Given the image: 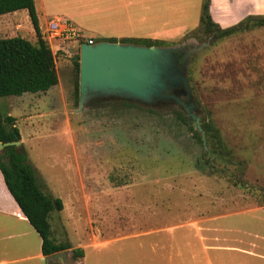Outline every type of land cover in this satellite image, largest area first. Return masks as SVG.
I'll return each mask as SVG.
<instances>
[{
    "label": "rangeland",
    "instance_id": "1",
    "mask_svg": "<svg viewBox=\"0 0 264 264\" xmlns=\"http://www.w3.org/2000/svg\"><path fill=\"white\" fill-rule=\"evenodd\" d=\"M180 2V12L132 16V24L149 31L178 27L152 39L159 46L199 47L185 73L200 121L218 130L220 142L213 143L223 145L233 163H207L203 144L179 118L143 108L160 104H118L105 97L78 109L72 63L78 37L48 43L58 75L49 91L0 97V112L14 116L37 183L66 202L50 219L59 220L73 245L90 230L109 237L237 212L264 229V26L214 39L198 23L202 0ZM3 16L10 32L0 31V37L35 41L26 9ZM38 16L47 41L44 28L54 16L39 10ZM64 254L63 264H79L70 248Z\"/></svg>",
    "mask_w": 264,
    "mask_h": 264
},
{
    "label": "crops",
    "instance_id": "2",
    "mask_svg": "<svg viewBox=\"0 0 264 264\" xmlns=\"http://www.w3.org/2000/svg\"><path fill=\"white\" fill-rule=\"evenodd\" d=\"M34 7L40 31L38 10L69 21L83 36L78 38L79 45L83 38L84 42L91 38L92 43L110 37L116 38L115 42L134 43L120 39L173 34L180 28L149 31L134 26L131 18L138 20L149 14L183 10L180 0H34ZM209 11L215 22L228 27L248 15H263L264 0H211ZM8 23L9 18L3 16L1 33L10 32L6 29ZM84 30L90 33L86 35ZM62 203L60 212L66 209L63 199ZM240 213L109 237L90 230L76 245L67 240L59 220L52 223L51 212L49 220L56 242L67 240L71 248H82L79 264H264V229ZM238 215L240 218L235 221L224 220ZM40 244L39 234L10 195L0 172V264H63L64 251L44 256Z\"/></svg>",
    "mask_w": 264,
    "mask_h": 264
},
{
    "label": "trees",
    "instance_id": "3",
    "mask_svg": "<svg viewBox=\"0 0 264 264\" xmlns=\"http://www.w3.org/2000/svg\"><path fill=\"white\" fill-rule=\"evenodd\" d=\"M210 2L211 0H202L198 23L202 31L212 34L214 39H220L255 26H264L263 14L248 15L233 25L221 27L211 17ZM19 9L27 10L35 33V41L31 42L21 36L0 37V97L22 95L27 92H45L58 83L54 53L41 34L34 0H0V15ZM99 40L115 42L116 38H99ZM120 40L147 46L160 43L159 40L152 38H122ZM72 63L76 73L74 98L78 102L79 55H76ZM187 77L190 85L191 78ZM115 101L118 104L135 103V101L125 99H116ZM143 108L145 111L161 117L173 115L175 118H179L193 136L202 143L199 132L193 128L192 124H188L186 115L176 104H163L161 110L149 106ZM201 127L205 133L207 149L203 148V154L207 163L211 160H221L224 164L233 163L231 153L223 145L213 143V140H218V142L220 140L218 130L212 126L211 122L203 121ZM20 138L14 116L4 115L0 112V142L17 141ZM0 172L10 195L39 234L42 254L49 256L71 248L68 241L56 242L51 236L49 214L53 210H61L63 203L60 197L44 192L37 183L34 168L28 162L21 143L19 146L8 145L0 150ZM71 252L74 258L78 257L79 259L83 256L82 248H71Z\"/></svg>",
    "mask_w": 264,
    "mask_h": 264
},
{
    "label": "water",
    "instance_id": "4",
    "mask_svg": "<svg viewBox=\"0 0 264 264\" xmlns=\"http://www.w3.org/2000/svg\"><path fill=\"white\" fill-rule=\"evenodd\" d=\"M199 47L159 46L101 40L95 43L81 42L79 45L78 109L94 96L118 95L154 105L158 98L170 100L186 115L188 124L200 134L203 148L207 149L205 133L188 77L185 63ZM175 52L188 56L177 69L173 60ZM171 85L182 89L183 98L175 93H162ZM20 140L0 142L5 146H19Z\"/></svg>",
    "mask_w": 264,
    "mask_h": 264
},
{
    "label": "built area",
    "instance_id": "5",
    "mask_svg": "<svg viewBox=\"0 0 264 264\" xmlns=\"http://www.w3.org/2000/svg\"><path fill=\"white\" fill-rule=\"evenodd\" d=\"M46 33L49 40L57 39L61 42L68 39H73L75 37H83L80 31L75 28L69 21L60 17H53L47 22ZM87 42L92 43L91 38H89Z\"/></svg>",
    "mask_w": 264,
    "mask_h": 264
},
{
    "label": "flooded vegetation",
    "instance_id": "6",
    "mask_svg": "<svg viewBox=\"0 0 264 264\" xmlns=\"http://www.w3.org/2000/svg\"><path fill=\"white\" fill-rule=\"evenodd\" d=\"M193 55V54H192ZM191 55V56H192ZM187 54L186 53H181V52H175V55L173 56V60H174V62H175V64H176V67H177V69H182V64L186 61V58H187ZM190 56V57H191ZM189 58V57H188ZM189 60V59H188ZM187 63H188V61H187ZM187 63H185V67H186V65H187ZM168 86H170L169 88H168V90H166V91H163L162 93L164 94V93H175L176 95H179L181 98H183V94H182V89H171L172 88V86L171 85H169L168 84ZM105 97H109V98H111V99H129L130 100V98H128V97H125V96H118V95H100V94H98V95H96V96H94L93 98H91V99H93V100H100V99H103V98H105ZM132 100V99H131ZM132 101H136V102H141V101H137V100H132ZM142 103V102H141ZM155 104H160V105H163V104H172V102L170 101V100H167V99H162V98H158V100L154 103V105Z\"/></svg>",
    "mask_w": 264,
    "mask_h": 264
}]
</instances>
